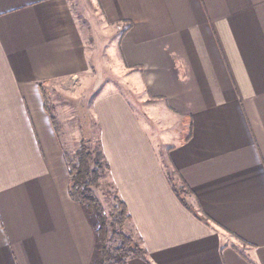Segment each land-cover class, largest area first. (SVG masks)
I'll return each instance as SVG.
<instances>
[{"label":"crops","instance_id":"crops-1","mask_svg":"<svg viewBox=\"0 0 264 264\" xmlns=\"http://www.w3.org/2000/svg\"><path fill=\"white\" fill-rule=\"evenodd\" d=\"M95 2L80 17L69 0H0V264L98 255L95 222L69 198L67 152L40 86L58 114L55 94L107 52V28L152 116L177 126L166 161L193 207L171 190L146 120L101 90L97 139L145 251L127 264H264V0ZM77 21H97L102 37L86 42Z\"/></svg>","mask_w":264,"mask_h":264},{"label":"rangeland","instance_id":"rangeland-1","mask_svg":"<svg viewBox=\"0 0 264 264\" xmlns=\"http://www.w3.org/2000/svg\"><path fill=\"white\" fill-rule=\"evenodd\" d=\"M69 3L80 17L92 13L93 10H98L95 0H69ZM96 22L77 21L82 37L86 42L93 41L95 37H102L96 33L102 32ZM115 30V28H107V43L101 44L103 50L107 47V52L106 50L105 52H96L95 67L83 77H74L65 81L62 90L55 94L58 107V114H55V118L63 129L61 139L63 150L73 155L82 143L93 150L99 148L97 128L92 117L93 99L102 93L101 90L119 92L125 96L131 108L146 120L151 141L160 156L161 164L166 173H170L171 179H174L177 183L172 168L168 166L166 161L168 148L175 145L180 138L179 132L175 130L177 126L171 118L159 123L152 116L151 106L145 101L146 94L142 93L137 77L130 75L129 72H124L116 46L119 32ZM49 97L51 99L50 94ZM51 102L54 105L52 99ZM71 157L75 161L74 155ZM114 192L116 191L108 176L98 181L96 194L107 212L111 201L109 194ZM187 201L191 203L190 198H187ZM91 219L95 222L94 218L91 217Z\"/></svg>","mask_w":264,"mask_h":264},{"label":"trees","instance_id":"trees-1","mask_svg":"<svg viewBox=\"0 0 264 264\" xmlns=\"http://www.w3.org/2000/svg\"><path fill=\"white\" fill-rule=\"evenodd\" d=\"M40 89L44 111L49 116L57 139L61 141L63 129L55 118V107L46 89L42 85ZM73 155L75 161L71 157ZM73 155L64 153L69 198L85 208L95 220L98 255L90 264H127L130 259L143 258L145 251L130 227L131 217L125 203L116 192L110 193L111 201L107 212L96 194L98 181L109 176V165L100 144L98 149L93 150L82 143ZM172 173L177 183L171 179L169 172L166 173L171 190L186 209L193 211V207L187 203L190 191L173 168Z\"/></svg>","mask_w":264,"mask_h":264}]
</instances>
